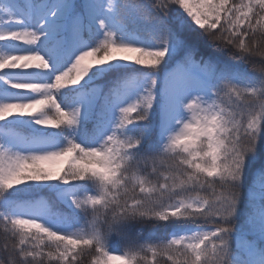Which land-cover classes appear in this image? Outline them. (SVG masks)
<instances>
[{"label":"snow or ice","instance_id":"1","mask_svg":"<svg viewBox=\"0 0 264 264\" xmlns=\"http://www.w3.org/2000/svg\"><path fill=\"white\" fill-rule=\"evenodd\" d=\"M264 264V0H0V264Z\"/></svg>","mask_w":264,"mask_h":264},{"label":"trees","instance_id":"2","mask_svg":"<svg viewBox=\"0 0 264 264\" xmlns=\"http://www.w3.org/2000/svg\"><path fill=\"white\" fill-rule=\"evenodd\" d=\"M85 264H87V261H85Z\"/></svg>","mask_w":264,"mask_h":264}]
</instances>
